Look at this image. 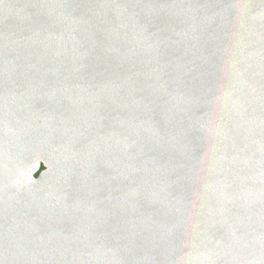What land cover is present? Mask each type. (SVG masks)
I'll return each mask as SVG.
<instances>
[{
  "label": "water",
  "instance_id": "water-1",
  "mask_svg": "<svg viewBox=\"0 0 264 264\" xmlns=\"http://www.w3.org/2000/svg\"><path fill=\"white\" fill-rule=\"evenodd\" d=\"M0 264H264V0H0Z\"/></svg>",
  "mask_w": 264,
  "mask_h": 264
},
{
  "label": "rangeland",
  "instance_id": "rangeland-1",
  "mask_svg": "<svg viewBox=\"0 0 264 264\" xmlns=\"http://www.w3.org/2000/svg\"><path fill=\"white\" fill-rule=\"evenodd\" d=\"M32 156L35 159V161L37 162V166H36L35 170L32 172L31 176H32L33 179H37L44 171H47V164H46L45 160L43 159L44 156L41 154V150L40 149L33 151V155ZM46 158L47 157H45V159ZM46 161L49 164L51 163V162H49V159H46ZM51 164H50V166H51ZM41 166L43 167V170L38 172Z\"/></svg>",
  "mask_w": 264,
  "mask_h": 264
},
{
  "label": "bare ground",
  "instance_id": "bare-ground-1",
  "mask_svg": "<svg viewBox=\"0 0 264 264\" xmlns=\"http://www.w3.org/2000/svg\"><path fill=\"white\" fill-rule=\"evenodd\" d=\"M44 160H45V162H46V164H47V169H49V167H50V164L49 163H47V161H46V159H45V156H44V158H43ZM50 161V160H49Z\"/></svg>",
  "mask_w": 264,
  "mask_h": 264
},
{
  "label": "trees",
  "instance_id": "trees-1",
  "mask_svg": "<svg viewBox=\"0 0 264 264\" xmlns=\"http://www.w3.org/2000/svg\"><path fill=\"white\" fill-rule=\"evenodd\" d=\"M39 170H40V171L43 170V167L41 166Z\"/></svg>",
  "mask_w": 264,
  "mask_h": 264
},
{
  "label": "flooded vegetation",
  "instance_id": "flooded-vegetation-1",
  "mask_svg": "<svg viewBox=\"0 0 264 264\" xmlns=\"http://www.w3.org/2000/svg\"><path fill=\"white\" fill-rule=\"evenodd\" d=\"M41 171H42V170H41ZM38 172H40V170H39Z\"/></svg>",
  "mask_w": 264,
  "mask_h": 264
}]
</instances>
